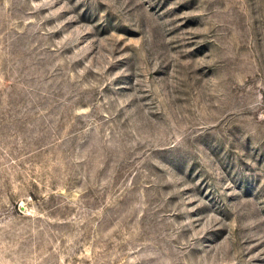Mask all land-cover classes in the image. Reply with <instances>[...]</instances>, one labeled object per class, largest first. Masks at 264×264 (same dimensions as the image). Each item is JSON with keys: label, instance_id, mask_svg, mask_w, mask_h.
<instances>
[{"label": "rangeland", "instance_id": "374dc122", "mask_svg": "<svg viewBox=\"0 0 264 264\" xmlns=\"http://www.w3.org/2000/svg\"><path fill=\"white\" fill-rule=\"evenodd\" d=\"M0 264H264V0H0Z\"/></svg>", "mask_w": 264, "mask_h": 264}]
</instances>
